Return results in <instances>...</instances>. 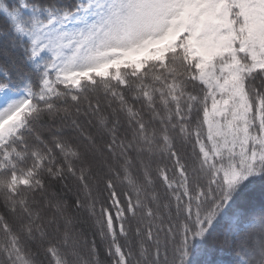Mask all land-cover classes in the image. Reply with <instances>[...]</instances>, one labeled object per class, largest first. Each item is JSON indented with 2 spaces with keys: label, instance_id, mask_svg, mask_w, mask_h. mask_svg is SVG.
<instances>
[{
  "label": "snow or ice",
  "instance_id": "obj_1",
  "mask_svg": "<svg viewBox=\"0 0 264 264\" xmlns=\"http://www.w3.org/2000/svg\"><path fill=\"white\" fill-rule=\"evenodd\" d=\"M0 14V264H264V0Z\"/></svg>",
  "mask_w": 264,
  "mask_h": 264
},
{
  "label": "trees",
  "instance_id": "obj_2",
  "mask_svg": "<svg viewBox=\"0 0 264 264\" xmlns=\"http://www.w3.org/2000/svg\"><path fill=\"white\" fill-rule=\"evenodd\" d=\"M4 2L8 3V4H12L13 0H4ZM39 2L46 3V2H48V0H39ZM57 2L60 3V4H73V3L76 2V0H57ZM7 27H8V22H7L6 18L2 14H0V32H2L3 30L7 29ZM8 51L12 55L9 56V57H6L4 55V37L0 36V65H5L6 63H10L12 56H19L20 52H22L21 49L13 50L10 45L8 46ZM54 78H55V76L53 74L52 79H54ZM38 84H39L38 80H34V87H35L36 91H38V87H36ZM21 87H23V85H21ZM60 87L62 88L63 86L60 85ZM65 131L68 132L67 129ZM177 147H180L179 142L177 143ZM187 151L188 152L191 151L190 146L187 148ZM153 167H155V165H153ZM169 167H171V163L170 162H169ZM127 188H128L127 182H125L124 184H118L117 185V190L118 191H124V190H127ZM156 189H157L158 192H163V186H162V184L159 183V181L156 184ZM107 195H108L107 192H103V194H102L103 197H107ZM67 198L69 199V201H71L72 194L71 193H67ZM108 202L110 203V201H108ZM0 205H2V199H0ZM84 218H87L86 214H84ZM90 223L91 222H89V225H85L84 226V231H85L86 237H87L89 242L93 239V231H94V229H92L90 227ZM129 226L131 227V229L134 232V229L136 227V222L135 221H131ZM96 239H97V242L99 244V237L96 236ZM104 249H105V246L101 244L100 247H99V257H100L101 261H104V264H107V257H106ZM5 259H6L5 256L0 255V261H3ZM39 259L44 260L45 264H46L48 258L45 257L41 253ZM217 259L222 260L223 264H233V261L236 259V257L234 255H232V254H226V255H223V256H218Z\"/></svg>",
  "mask_w": 264,
  "mask_h": 264
}]
</instances>
